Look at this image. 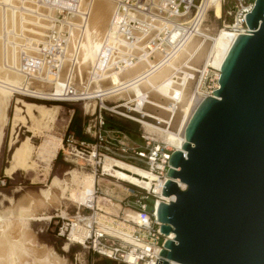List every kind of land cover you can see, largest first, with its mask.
<instances>
[{
  "label": "bare ground",
  "instance_id": "obj_1",
  "mask_svg": "<svg viewBox=\"0 0 264 264\" xmlns=\"http://www.w3.org/2000/svg\"><path fill=\"white\" fill-rule=\"evenodd\" d=\"M114 9L115 5L112 0H80L78 4L79 15L66 16V22L61 26V30L67 31L69 34L66 45L58 47L65 52L60 70L58 72L43 71L40 76L34 74L33 78H28L23 71L20 52L25 50L28 55L37 52L40 44L46 41V35L48 30L52 28V21L56 18L57 11L40 4L38 0H0V122L4 117V107H6L11 91L15 92L17 89V92L21 94H29L48 100H59L56 95L61 93L65 81L71 75L75 87L87 89L90 96H96L101 92L108 93L120 88L110 95H103L101 97L102 106H106L104 100L121 94L122 97L123 94L127 93L124 96H127L129 102L137 103V110L142 105L146 109L142 111H148L151 116L157 117L160 121L169 122L168 129L157 126L156 130L160 131V135L166 142L176 149L180 148L184 142L186 124L198 104L205 97L189 91L191 79L194 77L193 72L196 69L192 65H188L192 61L190 57L196 56L199 52L196 47L201 41L200 36L205 34L199 30L197 34L190 39L188 38L187 42L175 51L164 42L160 43L156 49L152 48L153 50L149 51L145 46L146 39L156 37V31H160L162 27V25L157 24L155 30L144 37L142 41L133 46L127 45L132 48L135 55H139L134 64L120 71L99 70L96 64L106 37L108 36L110 44L116 41L123 42L113 34L115 27H110ZM208 10H213L215 18L220 17V0H202L198 12L202 17V24ZM187 18L188 16H172L169 20L179 21ZM169 20L165 21L167 26L171 24ZM247 29L243 31L219 30L217 35L211 39L213 43L207 62L216 65L219 70L235 38L240 33L248 31ZM174 33L176 34V32ZM184 54H187L191 60L188 64L183 62V67L186 69L181 70L180 66L177 65L179 60L176 62V59L180 56L184 58ZM94 72L96 75L93 76ZM179 72L183 75L179 76ZM91 77L94 78L91 79ZM24 81L26 85L30 86V89H34L32 88L33 82H35L36 88H40L44 83L49 82L51 83L50 86L53 84V89L49 91L50 93L40 89L31 91L22 85ZM93 81H96L97 85L92 83ZM145 94L147 99L143 100ZM93 102L95 106V101L93 100ZM18 103L20 105L15 107V116L23 113L26 118L31 120H43L48 119V116L50 117L51 108L43 103L24 100H20ZM125 104H116L115 107L118 108L116 112L120 113L119 108ZM127 117L135 119L134 116L129 115ZM15 120L13 129L17 126ZM60 144L61 138L44 134L42 143L38 147L37 158L33 159L31 156L32 144H30V138L26 137L12 149L11 162L6 168V172L33 170L40 165L47 168L51 157L52 159L56 157ZM125 162L106 156L102 163V170L119 180H127L148 187L153 178L152 175L143 168ZM77 173L75 171L72 173L73 186H70L71 188H68L70 176L63 180L59 177H53L45 189H40L38 192H28L19 200L18 204L16 203V207L12 211L14 214L17 208V212H15L17 215L14 214V216L6 219L0 218V264H21L22 257L26 254L24 250H35L34 234L27 226H21L22 218L31 220L37 215H45V210L49 206L60 208L66 191L68 192L67 198L71 202H81L90 198L95 175L93 173L77 175ZM69 175L71 174L69 173ZM176 182L179 188L186 187L185 183L178 179ZM160 197L167 200L175 198L174 195L166 197L162 194ZM159 202L160 199H157V207ZM61 212L64 213V211ZM126 214L136 217L131 212H126ZM173 235L171 233L170 237ZM45 257L43 259L36 258L33 264H48ZM53 257L55 258V256ZM53 260L64 264L59 258ZM171 264L177 263L172 261Z\"/></svg>",
  "mask_w": 264,
  "mask_h": 264
},
{
  "label": "built area",
  "instance_id": "obj_2",
  "mask_svg": "<svg viewBox=\"0 0 264 264\" xmlns=\"http://www.w3.org/2000/svg\"><path fill=\"white\" fill-rule=\"evenodd\" d=\"M38 1L42 5L54 8L57 14L52 21V28L48 30L46 41L40 44L37 52L33 55H28L25 50L20 52L23 71L28 78H33L34 74L40 76L43 71L60 70L65 52L58 47L66 45L69 34L67 31H62L61 26L66 22V16L79 15L80 0ZM112 1L115 9L110 27H115L113 34L123 42L116 41L110 44L108 36L106 37L96 64L99 70L120 71L134 64L139 55H135L128 46L142 41L155 30L157 24L162 27L160 31H156V37L146 39L145 46L149 51H152V48L156 49L162 42L169 44L175 51L201 28L202 17L198 12L202 0ZM238 1L239 7L234 9V6L228 11L233 15L231 22L223 26L243 31L247 28L246 13L252 8L254 0ZM172 16H188V18L179 21L169 20ZM168 20L171 22L169 26L165 24ZM73 82L69 75L61 93L56 95L59 100H94L95 106L92 111L90 107L85 111L88 115L91 113V116L83 122L80 136L69 132L61 138L62 155L65 160H73L80 169L92 172L95 175V182L90 198L76 203L68 200L69 203L61 205L64 213L59 209L55 210L57 212L49 219L51 221L54 218V234L67 244L80 245L93 253L120 263L162 264L163 257L157 254V250L163 248L165 241L168 238L173 239L175 235L170 237L173 232L164 234L160 231L162 222L157 219L156 202L158 198L160 202L170 201L161 198L160 195L168 178L171 153L176 148L162 138L156 127L168 129L169 122L160 121L148 111H142L145 109L142 105L137 110L136 102H127L126 104L129 105L119 108L120 113L116 112L118 109L115 107L116 104L102 106L101 97L105 94L110 95L120 88L90 96L87 89L76 88ZM146 99L145 94L143 100ZM104 110L126 118L129 115L134 116L135 119H128L138 124L139 140H135L129 131L120 126L108 125ZM106 156L145 169L153 177L150 185L145 187L143 184L119 180L112 174L104 172L102 163ZM126 212L134 213L136 217L128 216ZM168 262L171 264L172 261L168 260Z\"/></svg>",
  "mask_w": 264,
  "mask_h": 264
},
{
  "label": "water",
  "instance_id": "obj_3",
  "mask_svg": "<svg viewBox=\"0 0 264 264\" xmlns=\"http://www.w3.org/2000/svg\"><path fill=\"white\" fill-rule=\"evenodd\" d=\"M245 23L171 153L162 195L175 198L157 219L175 236L162 264H264V0Z\"/></svg>",
  "mask_w": 264,
  "mask_h": 264
},
{
  "label": "rangeland",
  "instance_id": "obj_4",
  "mask_svg": "<svg viewBox=\"0 0 264 264\" xmlns=\"http://www.w3.org/2000/svg\"><path fill=\"white\" fill-rule=\"evenodd\" d=\"M252 1V0H246ZM221 2V15L218 18L214 17L213 10H208L207 16L203 20V24L200 28V31L204 33V36H200L201 39L197 45V51H199L196 56L190 57L184 54V58L180 56L176 59V62L182 63L177 64L180 66L181 70H185L183 67L184 64L192 65L196 71L193 72V78L191 79V84L189 86L190 92H196L198 95L204 97L208 96L210 92L212 93L213 89L216 88L217 79L219 75V70L216 65L210 64L207 62L208 57L210 56V51L212 47V37H215L219 30L229 28L224 27V24L231 22L233 15L229 14L228 11L231 9L239 7L238 0H220ZM206 36V37H205ZM188 58V59H187ZM184 59H187L184 61ZM184 62V64H183ZM179 76L183 74L179 72ZM97 85L96 81H93ZM44 83L40 88H36L35 82L32 83V88L30 89L26 82H22V85L28 87L27 89L33 91L40 89L43 92L50 93L53 89V84ZM127 95V93H125ZM123 94V96L125 95ZM122 95V94H121ZM117 95L115 97L108 98L105 105L111 106L113 104H123L122 102H129L127 96ZM31 101L36 103H43L46 106L51 108L50 117L48 119L37 120V119H28L24 116L23 113H20L19 116H15V107L20 104L18 101ZM124 103V104H125ZM129 105V104H125ZM94 109V102L84 100V101H69V100H48L44 98L33 97L29 94H21L17 92H12L8 96L6 107H4V117L0 122V218L6 219L17 215V208L13 214L16 203L18 204L19 200L28 192H38L40 189H45L53 179V177H59L60 179L68 178V188L73 186V181H71L72 173L75 171L77 175L80 173L82 175L86 173H92L87 170L80 169L74 161L67 159L65 160L62 155V139L61 144L59 145L57 155L54 159H50V163L47 168L43 165L36 167L33 170H17L14 173H7L6 168L9 167L11 162V152L14 147L19 145L26 137L30 138L31 145V156L33 159L37 158L38 147L41 145L44 134H50L58 138H62L69 132H74L77 136L81 135V127L83 122L91 116L85 111L89 108ZM121 111V110H120ZM104 115L106 117L108 125L121 126L126 131H129L132 137L135 140L138 138V124L121 115L111 113L107 110H104ZM73 117V126L68 129L71 118ZM16 119V120H15ZM14 120L17 123L15 129H13ZM114 122H119L118 125ZM20 142V143H19ZM64 148L66 147L63 142ZM62 146V147H61ZM127 163V162H125ZM44 168V169H43ZM46 169V170H45ZM72 172V173H71ZM69 173L71 175H69ZM127 181V180H126ZM117 185L120 187L121 184L118 182ZM71 188V187H70ZM68 192L62 199L61 205L63 203H69L71 200L67 198ZM100 199V198H99ZM159 199V198H158ZM69 200V202H68ZM73 202V201H72ZM75 203V202H73ZM56 208L54 206H49L45 210V215H37L34 219L27 220L21 219V226H27L34 234L35 250H24L25 255L22 257L21 264H33V261L45 257L48 261V264H60L58 261L53 259L59 258L64 264H125L117 261L107 259L103 256H100L96 253L87 250L77 244H67L63 239L57 237L54 234V218L49 221V219L57 211L62 210V207ZM6 212V213H5ZM8 212V213H7ZM10 213V214H9ZM47 217V218H45ZM50 217V218H49ZM65 244L66 247H65ZM48 253V254H47ZM50 256V257H49ZM55 256V258L53 257ZM48 257V258H47ZM40 259V260H41Z\"/></svg>",
  "mask_w": 264,
  "mask_h": 264
},
{
  "label": "trees",
  "instance_id": "obj_5",
  "mask_svg": "<svg viewBox=\"0 0 264 264\" xmlns=\"http://www.w3.org/2000/svg\"><path fill=\"white\" fill-rule=\"evenodd\" d=\"M114 124L118 125L119 122H114ZM72 126H73V117H72L71 120H70V123H69V125H68V129L71 128ZM110 126H115V125H110ZM120 127H121V126H120Z\"/></svg>",
  "mask_w": 264,
  "mask_h": 264
}]
</instances>
